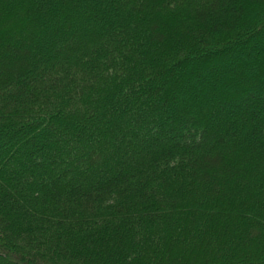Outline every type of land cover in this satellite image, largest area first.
Wrapping results in <instances>:
<instances>
[{
	"label": "trees",
	"instance_id": "trees-1",
	"mask_svg": "<svg viewBox=\"0 0 264 264\" xmlns=\"http://www.w3.org/2000/svg\"><path fill=\"white\" fill-rule=\"evenodd\" d=\"M0 264H264V0H0Z\"/></svg>",
	"mask_w": 264,
	"mask_h": 264
},
{
	"label": "rangeland",
	"instance_id": "rangeland-1",
	"mask_svg": "<svg viewBox=\"0 0 264 264\" xmlns=\"http://www.w3.org/2000/svg\"><path fill=\"white\" fill-rule=\"evenodd\" d=\"M11 50H12V48H11ZM23 56H24V54H22ZM27 56V55H26ZM30 57V56H29ZM8 69V68H7Z\"/></svg>",
	"mask_w": 264,
	"mask_h": 264
}]
</instances>
